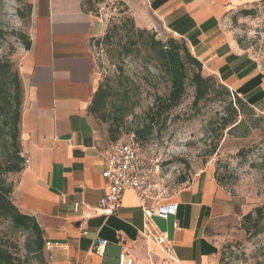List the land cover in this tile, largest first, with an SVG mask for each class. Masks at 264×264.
<instances>
[{
  "label": "crops",
  "instance_id": "1",
  "mask_svg": "<svg viewBox=\"0 0 264 264\" xmlns=\"http://www.w3.org/2000/svg\"><path fill=\"white\" fill-rule=\"evenodd\" d=\"M94 0H37L31 47L19 58L24 87L21 155L28 159L14 181L12 200L44 231L47 264H118L125 252L136 264H161L170 245L183 264H220V229L237 223L254 204L222 186L208 166L171 198L175 216L147 223L135 190L118 211L98 210L108 180L103 153L110 146L89 106L96 91L91 42L106 31ZM136 21L183 39L207 75L264 114V66L228 27V13L248 0H119ZM81 203L78 210L75 204ZM222 231V230H221ZM159 234L165 238L156 239ZM108 243L95 248L96 239Z\"/></svg>",
  "mask_w": 264,
  "mask_h": 264
},
{
  "label": "rangeland",
  "instance_id": "2",
  "mask_svg": "<svg viewBox=\"0 0 264 264\" xmlns=\"http://www.w3.org/2000/svg\"><path fill=\"white\" fill-rule=\"evenodd\" d=\"M36 4L37 0H0V59L9 60L17 70L19 58L26 50L20 34L31 37ZM92 7L106 23V31L113 34L106 41L105 31L91 42L96 89L103 83L108 90L101 117L94 114L101 140L110 145L109 132L118 127V141L134 143L146 162L153 160L160 166L159 186L169 197L191 183L204 168L213 166L222 186L244 194L254 204L253 209L264 207V114L240 106L216 78V91L195 103V88L188 81L181 103L156 121L154 134L147 141H136L135 131L150 122L148 112L155 95L167 93L169 83L141 46L128 52L131 43L126 21L131 18L136 27L155 31L158 38L172 35L165 34L159 22L152 28L138 24L122 1L94 0ZM243 9H252L254 13L243 15ZM227 17L239 45L251 51L264 66L263 0H248L232 9ZM230 102L236 109H232ZM122 105L127 113L120 120ZM235 113L237 123H241L231 129L233 125L226 122ZM183 176L185 182L181 181ZM230 222L220 229V264H264V228L259 231L256 223L243 224V219ZM260 224L263 226L264 220ZM0 235L13 252L26 253L27 232L15 230L5 221L0 222ZM34 264L41 263L34 260Z\"/></svg>",
  "mask_w": 264,
  "mask_h": 264
},
{
  "label": "trees",
  "instance_id": "3",
  "mask_svg": "<svg viewBox=\"0 0 264 264\" xmlns=\"http://www.w3.org/2000/svg\"><path fill=\"white\" fill-rule=\"evenodd\" d=\"M252 13H254L252 9L242 10L243 15ZM126 22L130 28L131 46L128 52L132 51V47L141 46L148 53L155 66L164 73L169 83L167 93L155 95L152 108L148 112L150 122H146L142 128L135 131L136 141L144 143L154 134L156 121L181 103L186 94L188 81L195 88L194 102L197 103L214 90V79L218 78L204 73L201 61L191 53L183 39L175 36L166 39L158 38L155 31L136 27L131 18H128ZM112 35L111 30H107L104 39L109 41L112 39ZM20 38L24 48L30 49L31 37L20 34ZM221 85L228 96L231 94L235 96L240 106L251 107L229 87L223 83ZM23 94L24 87L19 71L13 68L9 60L0 59V222L6 221L13 229L28 233L24 255L13 252L0 235V264H34V260H38L41 264H47L44 253L46 240L43 229L34 216L21 212L12 200L15 183L10 179V175L21 172L25 165V158L21 155L20 147ZM107 96L108 90L101 83L89 106L93 118L94 114L101 117L102 106ZM229 105L232 109H236L232 102ZM121 108V115L118 118L123 120L127 111L124 110L125 105H122ZM234 111L236 112V110ZM240 123H237L236 113L226 122V124L233 125L231 129L238 128ZM114 128L112 127L109 132L111 144L120 138L118 127L115 130ZM181 181L185 182L186 177L183 176ZM263 220L264 207L257 206L243 217V224L253 221L258 225V230L261 231L264 228V225L261 226L260 224Z\"/></svg>",
  "mask_w": 264,
  "mask_h": 264
},
{
  "label": "built area",
  "instance_id": "4",
  "mask_svg": "<svg viewBox=\"0 0 264 264\" xmlns=\"http://www.w3.org/2000/svg\"><path fill=\"white\" fill-rule=\"evenodd\" d=\"M103 156L107 164L103 176L108 180V185L98 206V210L102 214L110 216L118 211L122 205L123 193L126 189L136 191L147 223L155 216L167 219L177 214L179 203L167 196L159 186L157 175L160 166L153 160L150 163L146 162L134 143L128 141L112 143L103 153ZM28 161L26 159L25 163H28ZM80 206L81 203L77 202L75 209L78 210ZM163 238H165L163 234L156 237L159 240ZM107 243L108 240L98 237L95 241V248L100 251ZM118 264H136V262L128 254L122 252ZM161 264L183 263L179 260L173 248L168 245L166 258Z\"/></svg>",
  "mask_w": 264,
  "mask_h": 264
}]
</instances>
